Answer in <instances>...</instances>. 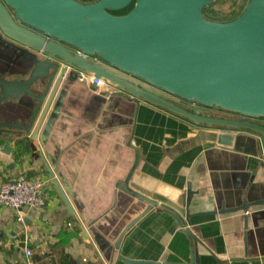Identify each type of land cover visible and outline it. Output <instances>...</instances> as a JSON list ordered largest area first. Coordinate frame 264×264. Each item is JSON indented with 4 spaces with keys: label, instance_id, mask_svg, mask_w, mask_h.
<instances>
[{
    "label": "crops",
    "instance_id": "0c3cea01",
    "mask_svg": "<svg viewBox=\"0 0 264 264\" xmlns=\"http://www.w3.org/2000/svg\"><path fill=\"white\" fill-rule=\"evenodd\" d=\"M62 90L31 146L0 143V181L44 177L47 197L22 221L0 206V264L23 263L24 248L32 264H264L262 149L218 145L216 128L75 79L46 117Z\"/></svg>",
    "mask_w": 264,
    "mask_h": 264
},
{
    "label": "water",
    "instance_id": "95a60500",
    "mask_svg": "<svg viewBox=\"0 0 264 264\" xmlns=\"http://www.w3.org/2000/svg\"><path fill=\"white\" fill-rule=\"evenodd\" d=\"M214 1L0 0L4 151L31 146L45 118L47 131L64 90L46 117L55 92L83 72L133 99L218 129V145L264 154V0H247L228 21L204 15ZM189 103L235 117L212 116ZM259 197L253 201L264 206V193Z\"/></svg>",
    "mask_w": 264,
    "mask_h": 264
},
{
    "label": "built area",
    "instance_id": "2783aa9c",
    "mask_svg": "<svg viewBox=\"0 0 264 264\" xmlns=\"http://www.w3.org/2000/svg\"><path fill=\"white\" fill-rule=\"evenodd\" d=\"M90 58L98 60L96 56ZM77 81L94 83L98 88L110 86L104 79H96L92 74L83 72L78 73ZM189 104L194 105L193 103ZM46 203V181L44 177H30L26 173H20L14 180L0 181V206L14 210L18 221L23 219L22 210L24 208L42 209ZM31 254L29 248H24V262L12 261L9 264H32Z\"/></svg>",
    "mask_w": 264,
    "mask_h": 264
},
{
    "label": "trees",
    "instance_id": "16d2710c",
    "mask_svg": "<svg viewBox=\"0 0 264 264\" xmlns=\"http://www.w3.org/2000/svg\"><path fill=\"white\" fill-rule=\"evenodd\" d=\"M218 0L203 9L204 15L215 21H228L235 18L243 10L244 6L233 0L226 9L216 6ZM247 2V0H246ZM245 2V3H246ZM218 5V4H217ZM210 14V15H209ZM219 16V17H218ZM218 17V18H217Z\"/></svg>",
    "mask_w": 264,
    "mask_h": 264
},
{
    "label": "flooded vegetation",
    "instance_id": "af4514ba",
    "mask_svg": "<svg viewBox=\"0 0 264 264\" xmlns=\"http://www.w3.org/2000/svg\"><path fill=\"white\" fill-rule=\"evenodd\" d=\"M196 108H200L201 110L207 111L209 113V115H215V116H219V117H228V118H233L235 117L234 115H232L231 113H227L224 111H221L217 108H206V107H202V106H198V105H193Z\"/></svg>",
    "mask_w": 264,
    "mask_h": 264
},
{
    "label": "rangeland",
    "instance_id": "374dc122",
    "mask_svg": "<svg viewBox=\"0 0 264 264\" xmlns=\"http://www.w3.org/2000/svg\"><path fill=\"white\" fill-rule=\"evenodd\" d=\"M233 0H218V2H217V4H216V6H220V8H222V9H226L229 5H230V3L232 2ZM236 2H238L239 4H241L242 6H244L246 3V0H236ZM128 9H124V10H122V11H118L117 13L118 14H121V13H124V12H126ZM241 13V12H240ZM210 15V14H209ZM219 17V16H218ZM217 17V18H218ZM77 77H78V74H76L75 75V77H74V79L77 81ZM212 116H215V115H212Z\"/></svg>",
    "mask_w": 264,
    "mask_h": 264
}]
</instances>
